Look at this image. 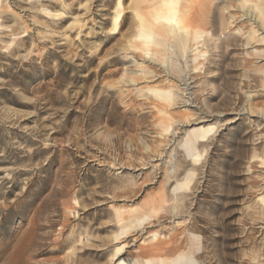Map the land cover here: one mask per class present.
Listing matches in <instances>:
<instances>
[{
    "label": "rangeland",
    "instance_id": "rangeland-1",
    "mask_svg": "<svg viewBox=\"0 0 264 264\" xmlns=\"http://www.w3.org/2000/svg\"><path fill=\"white\" fill-rule=\"evenodd\" d=\"M147 1L158 0H124L116 33V0L3 1L0 264H111L117 211L135 221L118 241L126 264L156 263L148 251L160 242L172 244L167 258L264 264V43L241 57L245 40L227 24L241 0H182L199 69L182 32L167 40L173 58L157 50L141 64L129 45L142 46L134 10ZM166 58L181 87L170 104L148 91L166 89L154 76ZM201 111L215 133L191 163L177 143ZM187 171L188 189L172 194Z\"/></svg>",
    "mask_w": 264,
    "mask_h": 264
},
{
    "label": "bare ground",
    "instance_id": "bare-ground-1",
    "mask_svg": "<svg viewBox=\"0 0 264 264\" xmlns=\"http://www.w3.org/2000/svg\"><path fill=\"white\" fill-rule=\"evenodd\" d=\"M3 1H7V0H0V9L2 8ZM181 1L182 0L147 1L146 6L144 8L146 10V11H144L145 14H140L139 12H137V10H134L135 16L137 17V20H138V22L136 24V28H135L134 39L138 40L142 46L129 45V47H130L129 50H132V51L134 50L135 53L137 52L136 53L137 55L139 54L138 57H140V59H141V60L139 59L141 61V64L144 63L147 58H154L156 56V54L158 53L157 50L161 51V52L163 50L164 53L159 52L160 55L166 56V53H169L167 55L171 54L170 55V57H171L173 55V53H176L175 51L177 49L175 50V47L173 46L174 44L173 45L169 44L167 42V40L168 39L171 40V38L172 39L175 38L176 35H178L177 33L182 32L185 36V38L182 39V41H181V47H182L181 51L183 52L182 55H186V57L189 56V58L191 57V59H189V60L194 62V69L195 70L199 69L200 65L198 63H196L197 53H198L197 48H196V44L198 42L197 40L199 37L198 31L197 30L189 31L187 27H186L187 29H184L182 27L183 25H181V21H180L179 15H178V12H179L178 6H179ZM247 1L248 0H241L240 1L241 6L237 9V13L230 15L228 17V20H231V21L227 22V24H230V25L232 23L233 28H235L234 29L235 32L240 33L241 37H243L245 40V42L242 46V49H241V54H240L241 57H247V55H248L247 49L248 48L251 50L252 53L258 52V50H260V49H257L255 47V45L252 46L253 40H254V43L256 41H263V43H264V36L262 35V33L264 32V30H263L264 29V27H263V25H264V0H261V1L259 0L258 3L256 2L257 0L254 2H250V3ZM123 2H124V0H116L115 6H114V11L112 12L113 16H111L110 28L108 30V32H110V33H116L121 27V20L123 17V12L125 11L122 7ZM181 3H183V2H181ZM182 21H183V19H182ZM258 30H261L260 31L261 33L257 34ZM154 38H157V39L155 40ZM188 38L190 40L187 42L190 45L189 44L186 45L185 39H188ZM154 41H156L155 42L156 46L159 49H156L153 51V50L149 49L148 46H151V44ZM184 41H185V43H184ZM172 58H173V56H172ZM168 60H169V58H166L165 61L162 62V65H164L163 67H165L164 68L165 71L162 72V75L157 74V73H155V75H154L158 78H163L162 80L165 82V84H167L166 89L148 88V91L150 90L151 93L153 92V94H155L157 96V98H160L161 101L163 100L166 103L170 104V103H173V101L175 100V98H176L175 93H177L181 87L179 84H176L175 81L173 82L171 80V76H170L171 73L169 71L170 67H169ZM131 61H132V64L136 63V60L133 59L132 57H131ZM172 63H174V62H172ZM172 63L170 62V64H172ZM185 76L187 78V75H185ZM183 81H185V80L183 79ZM181 85L183 87L185 85V83H182ZM185 86H187V85H185ZM183 91H185V90H183ZM179 92L177 94H179ZM188 105L184 104V106H186V107H188ZM163 112L165 113V111H163ZM164 116H167V115L165 114ZM212 116L213 115H211L210 113H207V112L205 113V112L201 111L198 118L196 119V121L192 122V124L190 122H187V121L183 122L181 124L183 131H182L181 140L177 143V146L185 154L186 157L185 156L184 157L188 158V160H190L191 163H197L201 157V155L199 154L198 149H197L198 146L200 144H203L204 142H206L208 137L210 135H212L213 133H215V127L214 126L202 125L203 123L208 122L209 118L211 119ZM192 125H194V126H192ZM184 127H187V128H184ZM168 129H169V126L166 127L165 131L166 132L169 131ZM261 160H262V158H261ZM262 162H260V163H262ZM193 174L189 171L185 172V175L182 178L181 183L176 182L175 185H173L172 188L170 189V192L172 194H174L175 192H177L180 189H183V190L188 189L189 185L192 182L191 178L194 177ZM262 190L260 189L256 196H257L258 201L264 203V190L263 191ZM120 212L117 211V213H118L117 214V218H118L117 221L120 220V222H122V226L120 225L121 226L120 233L118 235H115L113 238L114 243H117V244L114 247L115 248L114 252H113V254H111V257L109 259L111 264H126L124 259L121 258V256L125 252V249L128 248L127 243H120L118 241L120 239V236L125 235L127 233V231L129 230L130 226L133 223H135V221H132L131 219L124 218L125 216L122 217ZM141 222L142 221L139 220L136 223H141ZM176 225L180 226L181 222H177ZM152 238L153 239L156 238V234H153ZM176 240H175V242L173 241L174 242L173 246H175ZM142 243H144L143 240H142ZM170 243L171 242L156 243V245L151 250L148 251V253H149L148 256L157 257L156 258L157 261H156V263H151L149 261H146L147 264H196L193 259L186 257L184 254H180V253L178 255L176 254L177 256L175 258H173V257L167 258L166 257L167 253L170 252L169 246L172 245ZM179 249H181V248H179ZM178 252H180V251H177L176 253H178Z\"/></svg>",
    "mask_w": 264,
    "mask_h": 264
}]
</instances>
